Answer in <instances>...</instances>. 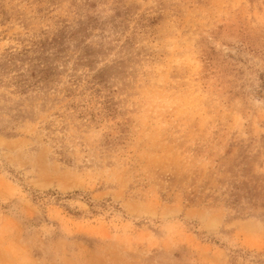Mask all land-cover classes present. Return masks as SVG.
Returning <instances> with one entry per match:
<instances>
[{"label": "rangeland", "instance_id": "1", "mask_svg": "<svg viewBox=\"0 0 264 264\" xmlns=\"http://www.w3.org/2000/svg\"><path fill=\"white\" fill-rule=\"evenodd\" d=\"M0 264H264V0H0Z\"/></svg>", "mask_w": 264, "mask_h": 264}]
</instances>
